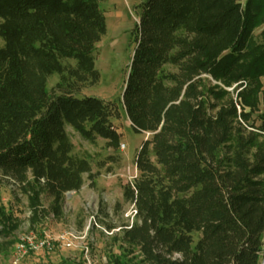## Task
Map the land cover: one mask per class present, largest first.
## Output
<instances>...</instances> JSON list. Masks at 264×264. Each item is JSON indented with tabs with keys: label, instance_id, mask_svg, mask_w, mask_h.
I'll return each mask as SVG.
<instances>
[{
	"label": "trees",
	"instance_id": "trees-1",
	"mask_svg": "<svg viewBox=\"0 0 264 264\" xmlns=\"http://www.w3.org/2000/svg\"><path fill=\"white\" fill-rule=\"evenodd\" d=\"M105 1L0 0V176L19 185L36 217L43 195L60 217L64 195L93 178L66 129L116 152L123 114L148 138L122 187L134 215L121 241L142 264H259L264 0L143 1L116 103L81 95L99 81ZM6 220L0 208V237Z\"/></svg>",
	"mask_w": 264,
	"mask_h": 264
},
{
	"label": "rangeland",
	"instance_id": "rangeland-1",
	"mask_svg": "<svg viewBox=\"0 0 264 264\" xmlns=\"http://www.w3.org/2000/svg\"><path fill=\"white\" fill-rule=\"evenodd\" d=\"M143 1L107 0L100 3L107 32L95 49L99 81L94 86H85L82 96L119 102L134 48L132 31L138 23L137 7ZM260 32L261 28L257 29L254 36ZM2 44L0 39V47ZM58 81V75L50 77L47 85L50 93ZM204 84L207 87L214 85L209 81ZM227 90L231 92L232 89ZM259 110L262 111V107ZM258 114L252 116L253 120ZM114 126L121 134L116 152L107 148L103 140L92 145L71 128L66 129L74 146V155L88 158L93 178L84 175L80 191L64 195L60 217L54 218L50 211L52 200L44 195L40 200V209L44 213L36 217L19 185L0 176V208L7 218L5 235L0 237L5 245L0 264H59L61 261L68 264H142L137 250L120 239L121 229L132 224L134 215L132 206L123 201L122 187L136 177L135 157L148 135L134 133L123 114L114 121ZM27 239L36 243L47 240L51 250L28 249L25 254H19V243ZM263 254L259 264H262Z\"/></svg>",
	"mask_w": 264,
	"mask_h": 264
},
{
	"label": "built area",
	"instance_id": "built-area-1",
	"mask_svg": "<svg viewBox=\"0 0 264 264\" xmlns=\"http://www.w3.org/2000/svg\"><path fill=\"white\" fill-rule=\"evenodd\" d=\"M31 250V251H38V250H51V244L47 240H43L40 242H34L30 239L22 240L19 243V246L17 247V251L19 254H25L26 250ZM17 260L15 261V263Z\"/></svg>",
	"mask_w": 264,
	"mask_h": 264
},
{
	"label": "bare ground",
	"instance_id": "bare-ground-1",
	"mask_svg": "<svg viewBox=\"0 0 264 264\" xmlns=\"http://www.w3.org/2000/svg\"><path fill=\"white\" fill-rule=\"evenodd\" d=\"M262 264H264V254H263V261H262Z\"/></svg>",
	"mask_w": 264,
	"mask_h": 264
},
{
	"label": "water",
	"instance_id": "water-1",
	"mask_svg": "<svg viewBox=\"0 0 264 264\" xmlns=\"http://www.w3.org/2000/svg\"><path fill=\"white\" fill-rule=\"evenodd\" d=\"M262 252H264V250Z\"/></svg>",
	"mask_w": 264,
	"mask_h": 264
}]
</instances>
